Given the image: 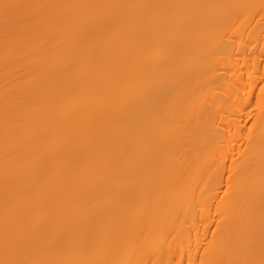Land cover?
I'll list each match as a JSON object with an SVG mask.
<instances>
[{"label": "bare ground", "instance_id": "obj_1", "mask_svg": "<svg viewBox=\"0 0 264 264\" xmlns=\"http://www.w3.org/2000/svg\"><path fill=\"white\" fill-rule=\"evenodd\" d=\"M0 264H264V0H0Z\"/></svg>", "mask_w": 264, "mask_h": 264}]
</instances>
